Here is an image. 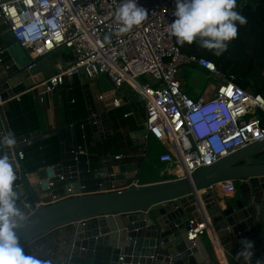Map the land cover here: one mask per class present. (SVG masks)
Returning <instances> with one entry per match:
<instances>
[{
    "label": "built area",
    "instance_id": "built-area-1",
    "mask_svg": "<svg viewBox=\"0 0 264 264\" xmlns=\"http://www.w3.org/2000/svg\"><path fill=\"white\" fill-rule=\"evenodd\" d=\"M137 2L148 10L146 19L128 31H121L122 24L115 14L122 0H0V24L30 58L24 70L30 71L38 60L61 48L70 49L73 54L72 61L58 64L56 68L50 63L54 74L25 92L41 86L51 92L63 86L66 77L78 75L90 79L105 75L116 88L129 86L144 102V130L164 147L158 154L163 181L190 177L201 167L210 166L250 144L262 142L264 96L242 88L234 77L224 75L212 61L181 51L167 30L175 18V0ZM245 5L237 3L236 11L241 12ZM8 58V48L0 46V63L6 74L4 82L12 72L21 69H16ZM193 64L206 70L217 82L210 84L196 99L184 90L180 78L184 66ZM146 76L149 80L142 83L141 78ZM23 93L6 99L0 92V138L6 136L2 124L6 104L12 99L19 100ZM120 103L119 99H114L111 105L119 107ZM99 122L100 116L91 119L93 126ZM147 137L144 135V140ZM74 153L77 164L81 163V156H88L82 145L76 146ZM18 156L21 161L25 159L23 151ZM86 166V173L97 171L91 168L89 160ZM76 167L79 190L76 191L75 181H71L63 195L53 193L40 203L50 204L91 193L81 182L82 170L78 165ZM60 179L65 181L64 176ZM143 179L139 177L132 184H148ZM54 186L55 183L49 184L52 190L56 188ZM217 187L226 196L238 191L234 181L220 183ZM112 190H119V187L113 186ZM205 235L212 243L221 245L207 213L188 220V241L195 244ZM55 264L68 263L60 259Z\"/></svg>",
    "mask_w": 264,
    "mask_h": 264
},
{
    "label": "water",
    "instance_id": "water-1",
    "mask_svg": "<svg viewBox=\"0 0 264 264\" xmlns=\"http://www.w3.org/2000/svg\"><path fill=\"white\" fill-rule=\"evenodd\" d=\"M3 40L9 50L18 44L11 33ZM25 67L13 72L0 86L4 98L23 93L39 80L54 74L48 57L38 60L30 71L24 70ZM36 73L40 75L38 80H31ZM106 116L103 115V118L107 119ZM2 120L6 136L13 137L5 115ZM99 126H94L96 132L100 130ZM106 126L105 130L112 129L109 120H106ZM65 133L66 129H60L53 135L64 140ZM142 133L148 137L143 139L146 148L141 162L126 168H110L108 172L104 170L105 185L100 192L50 204L40 203L42 195L52 190L50 183H55L54 187L65 184L67 188L69 182L75 181L76 191L79 190L77 167L58 164L42 168L38 170V182H33L25 172L18 153L23 147L43 138L39 136L40 132L13 137L15 144L5 145L4 154L13 165L17 205L25 216L16 229L20 245L26 248L54 229L73 225L69 258L92 257L97 245L112 243L109 236L112 227L107 217L119 215L123 228L117 234L115 243L118 241L122 246L112 245L110 264H189L191 256L198 264H220L214 252H205L207 258L202 259L197 250L198 242L194 244L186 237L188 220L207 213L219 240L227 238L236 251L242 248L241 240H250L254 245L250 264L263 262L264 140L227 155L210 166L201 167L190 177L136 186L132 181L140 177L150 156L151 138L145 130ZM60 176H64V182ZM227 181L238 184L239 198L223 201L215 195L216 186ZM113 186L119 187V190H112ZM34 204L39 205L30 212ZM221 247L230 264L224 247ZM239 261L233 264H245L243 259Z\"/></svg>",
    "mask_w": 264,
    "mask_h": 264
},
{
    "label": "crops",
    "instance_id": "crops-1",
    "mask_svg": "<svg viewBox=\"0 0 264 264\" xmlns=\"http://www.w3.org/2000/svg\"><path fill=\"white\" fill-rule=\"evenodd\" d=\"M256 1L257 0H237V3L243 2L248 4ZM7 34L9 33L5 31L3 25L0 24V46H4L6 48L8 47L6 46L3 38ZM8 52L10 55L8 61L14 63V66L17 69L18 61L14 56L11 55L9 48ZM52 56H54V61L51 59ZM48 59L50 60L51 65H53L55 68L58 64H66L60 57L57 58L55 52L48 56ZM39 77L40 75L36 73L35 75L31 76V80H38ZM100 77L101 76L94 79H90L85 75L66 77V86L63 85L59 88H55L51 92H47L46 89L41 86L35 89V91L24 92L22 95H20L19 100L17 98L10 100L20 103L21 109H24L21 115L25 121L23 128H34L28 134L40 132L39 136L43 138L40 141L57 137L59 141L66 144L67 149L70 147L75 150L76 147L74 148V143L76 146H79L77 145L76 135L73 130L74 123H71V120L73 119L71 114L72 111H79L77 114H75V117L77 118L81 116L83 122L81 123V129L84 134V140L88 137H91L93 139V141H91L92 146L99 144L95 148L96 154L91 156L88 151L87 143L81 144L88 152L86 161H90L91 168L93 166L98 168H92L93 170H97L96 172H91L96 174L97 177L96 179L95 177H89V184H87L89 187H91V189H93L90 192L102 191L101 185H105L106 178L104 175V170L108 172L110 168H126L127 166L131 167L136 165L142 161L146 148L143 142L144 135L142 133L144 130L145 119V105L142 98L127 85H124L121 88H116L107 76H105L107 83L100 84ZM5 78L6 74L4 73V66L0 63V86H2ZM36 84L37 83L34 85ZM34 85L32 87H34ZM185 85L186 84H184V89L186 87ZM67 86L68 88L66 89ZM74 90L76 92V97L73 96V98L69 100L70 93ZM26 94H28V98L24 100L23 96ZM195 94L198 93L196 92ZM100 96H103V99H101ZM196 96L197 95H195V97ZM40 97H43V100H41ZM114 99L120 100L121 103L119 107H114L111 105V102ZM7 105L8 103L5 106L4 115L8 122V118L6 116V111L8 109ZM103 115H107V119H104ZM96 116H100V122L98 123L100 124V130H98V132L94 130V126L91 124V119ZM106 120H109V123L112 125L111 130H105V128H107ZM76 121H78V119H76ZM2 124L6 135L3 120ZM60 129H66L64 140H61L56 134L53 135L54 132ZM12 135L14 138L21 137L15 136L13 133ZM112 136L113 138L117 139L119 146L111 147L110 150H107L106 147L101 146V144L103 141L111 139ZM153 142H155V147L152 148L150 140V156L153 151V153H155L156 163L158 162V166L156 165L157 171L155 172V176L160 177L163 172V167L161 166V168H159L160 163L158 161V154L164 149V147L159 141L155 139ZM33 144L34 143H31L22 148V151L25 153V159L22 161V163L23 168L29 178L33 182H38V170L48 166H44L41 161L35 160L34 158L28 156L26 149ZM4 149L5 146H0V155H4ZM118 156L120 157L119 159L116 158ZM61 165L63 167L72 166L64 164ZM32 168L36 169L30 171ZM97 179L98 181H96ZM143 180L144 182L149 183V180L145 178ZM97 182H99V184ZM82 183L84 184V182ZM65 187V185L58 186L50 191V194L42 195L40 202H44L53 193L63 195ZM214 193L223 201L240 197V193L238 192L231 196H226L218 187L214 189ZM261 205L263 206V204ZM34 206H36V204H34ZM107 219L112 227V232L109 235L111 236L112 243L110 245H97L94 248L92 257L84 255L83 257L75 256L69 258L71 239L73 235V225L63 226L54 229L43 236H40L39 238L32 241L26 248H24V251L26 255L33 258L34 264H55L60 259L66 260L68 264H96L98 262L97 259H101L100 262H104V264H110L112 245L113 247L122 246V244L118 243V241L116 243L115 241L117 240V234H119L123 228V221L119 215H111L108 216ZM220 244L221 245L219 246L217 243H212L210 237L205 235L197 243L198 254L202 259H206L207 257L204 256L205 252L210 254L211 252H214L220 264H228L226 257L223 254V248L221 247L223 246L225 255H227L230 264H233L236 261L240 262L239 260H242V258H237L236 255L239 251H236V249L230 246L227 238L221 239ZM189 264H198V262L195 258H193V256H191ZM262 264H264V261Z\"/></svg>",
    "mask_w": 264,
    "mask_h": 264
},
{
    "label": "clouds",
    "instance_id": "clouds-1",
    "mask_svg": "<svg viewBox=\"0 0 264 264\" xmlns=\"http://www.w3.org/2000/svg\"><path fill=\"white\" fill-rule=\"evenodd\" d=\"M237 0H175L172 22L167 26L171 36L179 45L197 41L201 47L214 50L219 56L236 38L238 24L247 23V18L236 11ZM116 19L121 22V31H128L140 25L147 17L148 10L138 5L137 0H122L116 10ZM238 22V23H237ZM11 136L0 138V146H11ZM16 175L9 157L0 155V264H34L26 255L16 235V229L25 216L17 205L14 181ZM242 248L237 258L250 264L253 256V242L241 240ZM257 264H262L257 261Z\"/></svg>",
    "mask_w": 264,
    "mask_h": 264
},
{
    "label": "trees",
    "instance_id": "trees-1",
    "mask_svg": "<svg viewBox=\"0 0 264 264\" xmlns=\"http://www.w3.org/2000/svg\"><path fill=\"white\" fill-rule=\"evenodd\" d=\"M239 13L247 18V23L244 25L238 24L236 38L228 43L227 50L219 56L214 54V50L201 47L197 41H194L192 44L185 43L184 45H179L177 44L175 37L174 39L176 45L183 53L203 57L212 61L224 75L234 77L242 88L264 96V0H257L256 2L246 4ZM55 53L57 58L60 57L65 63H68L73 59V54L70 49L61 48ZM182 82L184 83L183 80ZM65 83L64 86H66ZM185 86L184 90L191 97L196 99L197 96L195 97L194 91H190L187 85ZM67 88L68 86L66 89ZM75 90L70 93L69 100H71L73 96L76 97ZM27 96L28 94L23 96L24 100L28 98ZM7 106L8 109L6 111V116L12 133L15 136L26 135L34 129L23 128L25 121L21 115L24 109H21L20 103L16 101H9ZM78 112L79 111L73 110L71 113L73 118L71 123H74L73 130L76 135L77 145L87 143L90 156L95 155V148L99 144L92 146L91 141H93V139L91 137L84 140V134L81 129V123H83L81 116L77 118L75 117V114ZM76 119H78V121H76ZM101 146L110 150L111 147L119 146V143L117 139L112 136L111 139L103 141ZM26 152L31 158L41 161L44 166H54L58 164L72 166L78 165L83 172L81 179L87 187L86 191L90 192L93 190L88 186V180L89 177H95L96 179L97 176L94 173H86V170L88 169L86 166V156H81V163L77 164L75 161L74 149L70 147L67 149L66 144L59 141L57 137H52L48 140L34 143L26 149ZM92 168L96 169L97 167L93 166ZM159 168H161V165H159ZM34 169L36 168L30 169V171H33ZM145 179L149 180V183L163 181L161 176L153 179L145 177ZM96 181H98V179ZM99 182L97 183L99 184ZM97 260L98 262L96 264H104V262H100L101 259Z\"/></svg>",
    "mask_w": 264,
    "mask_h": 264
},
{
    "label": "rangeland",
    "instance_id": "rangeland-1",
    "mask_svg": "<svg viewBox=\"0 0 264 264\" xmlns=\"http://www.w3.org/2000/svg\"><path fill=\"white\" fill-rule=\"evenodd\" d=\"M10 53L12 56L15 57V59L18 61V68H22L29 64L30 58L27 54V52L19 45L16 44V46L12 47L10 49ZM54 56L51 57V59L54 61ZM181 79L186 83L188 89L190 91H194V94L197 92L198 94H195L197 96H200L207 87H209L210 84L216 85L217 82L209 75V73L201 69L199 66L193 64V65H186L184 66V69L181 73ZM105 75H101L99 78L100 84L107 83ZM149 80V77H143L141 78V82L144 83ZM115 88V87H114ZM118 91V90H117ZM154 139H151V146L152 148L155 147V142H153ZM24 148V147H23ZM155 162V163H154ZM158 162L156 163L155 153H153L148 158L143 171L141 173V177H151V179L155 178V172L157 171Z\"/></svg>",
    "mask_w": 264,
    "mask_h": 264
}]
</instances>
